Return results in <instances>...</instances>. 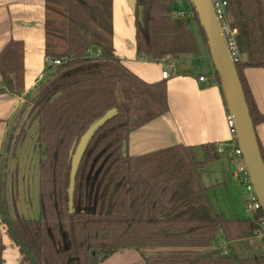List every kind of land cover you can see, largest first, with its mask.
<instances>
[{
  "label": "trees",
  "instance_id": "16d2710c",
  "mask_svg": "<svg viewBox=\"0 0 264 264\" xmlns=\"http://www.w3.org/2000/svg\"><path fill=\"white\" fill-rule=\"evenodd\" d=\"M141 1H136L135 10L138 34L144 29ZM156 2L171 4L173 0ZM227 11L237 30L235 66L255 129L264 122V114L257 110L242 70L264 69V0H227ZM65 18L61 36L66 41L65 54L54 55L62 63L46 65L32 95L23 99L0 154L1 222L19 249L20 264H102L126 248L179 249L167 255L142 254L143 264H264L261 253L238 258L211 249L218 235L226 241L253 237L256 225L250 219L173 214L189 201L197 205L190 192H203L201 170L218 157L217 143L202 146L203 161L183 146L137 157L123 153L134 128L166 112L165 81L145 83L121 64L111 29L104 26V36L91 24L90 0H67ZM137 54L138 58H160L155 51L143 52L141 46ZM22 55L21 41L10 40L0 50V75L13 95L23 90ZM206 76L209 84L220 85L217 72ZM117 89L123 98L119 103ZM24 116L36 122L37 140L44 148L39 159L37 219L11 216L6 199L8 161L28 128ZM101 119L79 156L69 195L72 157L81 137ZM1 250L0 245V264Z\"/></svg>",
  "mask_w": 264,
  "mask_h": 264
},
{
  "label": "crops",
  "instance_id": "0c3cea01",
  "mask_svg": "<svg viewBox=\"0 0 264 264\" xmlns=\"http://www.w3.org/2000/svg\"><path fill=\"white\" fill-rule=\"evenodd\" d=\"M47 1L0 0V50L10 40L21 41L23 45V90L20 95L7 92L0 75V154L7 132L23 99L32 95L36 85L41 81L39 76L44 73L46 50L47 53L50 52L47 39L49 33L46 32ZM136 1L103 0L106 3V23L103 25L111 29L114 53L126 69L145 83L165 81L167 110L149 122L134 128L123 146V153L137 157L174 146H183L190 147L196 157L198 152L203 151V145L228 142L230 134L226 123L227 108L222 89L217 83L210 82L206 85L205 82L198 80L200 75H211L214 72L207 44L203 41L200 31L193 32L192 25L184 19L185 14L174 12L172 4L150 3L149 0H142L138 7L144 29L138 34ZM151 18L155 21H150ZM55 37L61 39L58 34H55ZM138 46H141L143 52L166 51L168 54L163 58L151 56L138 58ZM172 47L175 48L172 49ZM163 69L170 72L169 78H161ZM206 69L208 71H205ZM242 73L257 110L264 114V69L246 67ZM255 133L264 157V122L255 126ZM219 158L218 156L213 162L202 167L200 182L204 188L203 192L207 190L208 185L203 180L205 168L214 166L220 160ZM11 163L12 160L9 164ZM216 175L215 181L219 180V176L225 179L223 171H218ZM204 178L207 179V177ZM184 205L176 208L173 214L181 213L183 217H188L191 208L188 204ZM197 206L198 203L195 207ZM207 214L220 215L213 210L211 212L210 209ZM257 240L256 243L250 238L243 241H226L218 235V240L211 249L218 248V244H221L226 250V255L244 258L260 253V241ZM0 245L2 246V264H20L19 249L6 233V228L1 221ZM148 249L151 250L152 255L145 256L167 255L169 252L179 250ZM113 255L115 253L108 259ZM139 258V264H143L142 253H139ZM108 259L102 264H105Z\"/></svg>",
  "mask_w": 264,
  "mask_h": 264
},
{
  "label": "rangeland",
  "instance_id": "374dc122",
  "mask_svg": "<svg viewBox=\"0 0 264 264\" xmlns=\"http://www.w3.org/2000/svg\"><path fill=\"white\" fill-rule=\"evenodd\" d=\"M149 1L150 3H155L157 0ZM171 4L174 12H183L185 14L184 19H186L188 24L192 25L193 32L199 33L197 22L194 16L191 15V2L189 0H173ZM90 5L93 17L91 24L98 32L105 36L106 29L103 24L106 23V3L103 0H90ZM66 6L67 0L47 1L46 32L49 33L47 39L49 41L50 52L48 54L52 57L57 54H65L66 41L62 38H56L55 34L60 35V37L65 35ZM150 21L155 20L151 18ZM174 48L172 47V49ZM155 53V57L163 58L166 56V51H156ZM205 71L208 70L206 69ZM48 74L46 73V75ZM116 99L118 103L123 99L119 89L116 90ZM24 124L28 127L26 134L21 143L18 144L14 157H11L8 161L6 199L11 216L18 214L26 219H37L39 217V159L43 157L44 148L42 145H39L37 140V124L35 121H32V117L24 116ZM196 157L199 161L203 160V151L198 152ZM219 159L218 163L214 164V166H207L205 168L206 171L203 176L207 177V179L203 177V180L208 184L207 190L200 193L193 190L190 192L197 200L198 206L195 207L190 201L188 202L191 208L188 217L206 218L209 216L207 211L210 209L211 212L213 210L225 218L246 219L247 215L243 208L242 193L237 179L232 176L233 164H229L226 157H220ZM11 160L12 163L9 164ZM218 171L224 172L225 179L219 176V180L215 181ZM250 239L254 243L258 241L254 236ZM139 253L152 255L150 249L139 252V250L133 248H126L115 252V255L108 259L105 264H139Z\"/></svg>",
  "mask_w": 264,
  "mask_h": 264
},
{
  "label": "water",
  "instance_id": "95a60500",
  "mask_svg": "<svg viewBox=\"0 0 264 264\" xmlns=\"http://www.w3.org/2000/svg\"><path fill=\"white\" fill-rule=\"evenodd\" d=\"M196 12L197 19L202 27L207 47L210 52L215 72L220 78L224 102L227 111L233 118L236 129V140L242 150L244 162L248 167L251 180L257 190L259 201L264 214V161L258 145L255 129L249 114V108L244 97L242 84L240 82L235 61L225 41L221 24L216 16L210 0H189ZM108 113L106 116H108ZM105 118V117H104ZM103 119L96 122L81 137L80 142L72 157L70 171L69 195H71L72 181L79 156L84 148L86 140L93 129Z\"/></svg>",
  "mask_w": 264,
  "mask_h": 264
},
{
  "label": "built area",
  "instance_id": "2783aa9c",
  "mask_svg": "<svg viewBox=\"0 0 264 264\" xmlns=\"http://www.w3.org/2000/svg\"><path fill=\"white\" fill-rule=\"evenodd\" d=\"M216 16L221 24V29L225 37V41L229 47L231 55L234 61L238 60L237 45L235 35L237 33L236 28L230 24V19L227 11V0H210ZM180 14V13H179ZM181 15V14H180ZM46 65L57 66L62 63L60 58L46 56ZM215 71L211 74L213 75ZM170 76V72L167 69L161 71V78L167 79ZM40 80L43 78V74L39 76ZM199 81H203L206 85L209 84V77L206 75H200ZM226 123L230 134V140L225 143H220L216 148V155L219 157H226L229 164H233L232 176L237 179L243 199V208L247 215L255 225L254 237L260 241V253L264 255V214L262 205L259 201L257 190L251 180L248 172V167L244 162L242 150L239 148L236 140V129L234 127L233 118L227 111ZM222 250L223 254H226V250L223 245L217 246Z\"/></svg>",
  "mask_w": 264,
  "mask_h": 264
}]
</instances>
